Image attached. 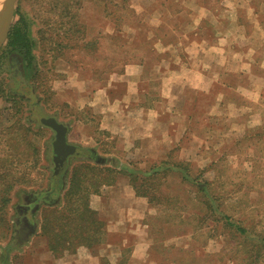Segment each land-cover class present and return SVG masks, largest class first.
Returning <instances> with one entry per match:
<instances>
[{"label":"rangeland","instance_id":"374dc122","mask_svg":"<svg viewBox=\"0 0 264 264\" xmlns=\"http://www.w3.org/2000/svg\"><path fill=\"white\" fill-rule=\"evenodd\" d=\"M18 19L28 24L35 75L12 76L4 42L0 172L16 180L7 193L0 185V255L15 207L48 184L54 130L40 122L45 115L66 128L69 143L94 148L115 169L183 162L193 179L166 168L151 182L155 196L149 201L120 172L115 190H102L96 204L105 227L116 220V230L88 249L97 264H264V251L256 255L245 234L228 225L264 233V0H16L12 23ZM190 40L213 45L199 68L216 82L207 93L179 86V94L165 97L168 83H162L158 63L175 53L185 59ZM169 46L180 49L163 50ZM228 55L229 65L222 67L218 61ZM126 71L137 73L140 91H148L135 97L129 112L140 118L141 107L157 108L167 145L141 147L137 139H125L119 125H105L101 110L107 98H124ZM78 160L70 157L68 167ZM200 185L214 196L213 212L227 216L225 224L201 215ZM97 198L90 196L92 207ZM41 213L42 205L32 216L35 234L11 249L8 264H32L33 241L46 245Z\"/></svg>","mask_w":264,"mask_h":264},{"label":"trees","instance_id":"16d2710c","mask_svg":"<svg viewBox=\"0 0 264 264\" xmlns=\"http://www.w3.org/2000/svg\"><path fill=\"white\" fill-rule=\"evenodd\" d=\"M31 46L28 24L23 19L14 21L2 47L9 55V63L12 71L14 70L12 76L16 75L21 80L22 78L27 80L35 75ZM21 97H25L23 93ZM84 150V154L72 156L79 160L70 168L68 163L66 168L55 171L53 164L47 187L26 195L23 202L15 207L16 217L13 226L6 225V230L10 231V239L2 248L0 264H8L7 261L10 259L8 254L11 249L26 242L29 236L35 234L36 223L32 216L40 205H42V213L39 234L45 237L47 249L54 257H59L67 252H76L79 247L92 249L103 242L106 232L105 222L97 210L91 206L90 196L100 192L103 185L113 183L118 173L122 172L128 177L136 195L147 197L149 201H152L155 196L151 193L152 183H155L153 180L158 175L165 174L166 168L174 170L178 168L182 180L191 182L193 180L188 175L187 169L181 166L183 162L168 164L167 161L161 160L160 164L148 170L129 169L126 172L104 165L106 158L97 153L94 148H84ZM2 165L3 161L0 162V169ZM8 175L9 173L0 172V185L3 186L5 193L11 190L16 180L12 176L8 178ZM197 190L201 194L202 200H199L201 208L204 209L201 215L211 218L213 216L216 221L225 224L226 221L224 223L223 220L227 216L223 211L218 209L217 213L213 212L216 208L212 207L214 199L212 193L201 185L197 186ZM1 198V205L5 206L9 200L8 196ZM228 225L233 226L240 234H245L246 241H251V249L256 255L264 251V233H253L250 227L240 224L229 223ZM18 235L23 237L22 240L18 238Z\"/></svg>","mask_w":264,"mask_h":264},{"label":"crops","instance_id":"0c3cea01","mask_svg":"<svg viewBox=\"0 0 264 264\" xmlns=\"http://www.w3.org/2000/svg\"><path fill=\"white\" fill-rule=\"evenodd\" d=\"M185 45L186 46L184 47L187 53L185 59L179 56V53H175L172 57H169L168 59H161V61L158 63L159 69H157V72H159V77L162 79V83L164 84V86H166L168 83V86L164 88L168 91V94L162 93V95L165 97H168V95L174 97L176 90L179 94V86L184 88H191L194 90H201L207 93L211 86L214 84L213 82H216L212 73L205 72L203 69L199 68L205 67L203 66L204 64H202L203 58L209 55V51L213 47V45H204L202 42L191 40ZM214 45L216 44L214 43ZM177 47L178 46H169L165 47L163 50L172 51ZM220 49L221 51H227L225 53H228V49H226L224 46ZM181 53H183V51ZM213 56L214 58L216 57V55ZM229 59V55L227 57L223 56L222 61L218 62L223 67L224 65H229ZM133 66L136 68V70L140 68L139 64H133ZM177 68L179 71L173 72V69ZM123 76L124 77L122 80L126 81V90L123 94L124 98L119 99L120 96H111L110 98H107L106 101L108 104L104 102L106 106L101 110V112L103 113L105 125H119L122 128L123 136L125 139H137L140 146H146L147 148L149 147V149L151 148L152 150L155 149V147L158 148L162 145H167L166 142L168 140V133L166 125L164 126V123L159 124L161 123L159 115L160 112L157 108L151 109L147 107H141L138 111L140 114V118L132 116V113L129 112V109H132L129 106L134 107V100L136 99L135 97H139L140 92L144 94V92L148 93V91L147 89H144V91H140L138 86L139 80L137 73L130 74L126 71ZM107 88L109 87H102V90H105V93H107ZM178 94L176 96H179ZM120 101L124 103H120ZM131 102L132 104H130ZM107 110H109V112ZM150 114L153 117H150ZM66 140L69 141L67 136ZM105 158L109 160L108 157ZM104 165L111 166V164H109L108 162H106ZM119 175L120 173L117 174L116 180L113 183L103 185L100 188V192L94 194L97 195L98 198L94 201L95 207L93 208L97 210L100 217L101 215H103L100 211L102 208L96 204L102 201L101 192L105 188H110V192L111 190L114 191L116 188L115 184L119 182V178L121 177V175ZM115 226L116 220L109 219L105 227L106 232L116 230ZM36 242H38V244H35ZM44 242L42 241L41 243V241H33V243L36 245V248L35 250L31 251V253H28L31 255L32 264H97L98 262L97 255L92 254L90 250H88L87 248L84 249V247H79L76 252L71 255L63 254L60 258L54 257L52 252L47 249ZM24 264H28L27 261L24 262Z\"/></svg>","mask_w":264,"mask_h":264},{"label":"water","instance_id":"95a60500","mask_svg":"<svg viewBox=\"0 0 264 264\" xmlns=\"http://www.w3.org/2000/svg\"><path fill=\"white\" fill-rule=\"evenodd\" d=\"M15 2L16 0H0V48L6 40L12 24L15 13ZM40 122L54 130L51 148L55 171L66 168L70 157L85 153L82 147L69 143L66 140V128L52 117L42 115Z\"/></svg>","mask_w":264,"mask_h":264}]
</instances>
